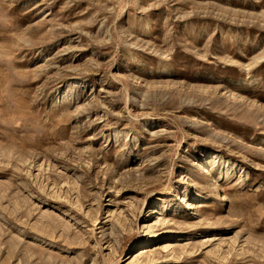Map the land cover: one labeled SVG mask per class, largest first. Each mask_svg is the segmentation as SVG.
<instances>
[{
  "label": "rangeland",
  "instance_id": "obj_1",
  "mask_svg": "<svg viewBox=\"0 0 264 264\" xmlns=\"http://www.w3.org/2000/svg\"><path fill=\"white\" fill-rule=\"evenodd\" d=\"M0 264H264V0H0Z\"/></svg>",
  "mask_w": 264,
  "mask_h": 264
},
{
  "label": "bare ground",
  "instance_id": "obj_2",
  "mask_svg": "<svg viewBox=\"0 0 264 264\" xmlns=\"http://www.w3.org/2000/svg\"><path fill=\"white\" fill-rule=\"evenodd\" d=\"M168 246H169V245H168ZM151 253H152V252H151ZM149 254H150L149 249L144 248V249H141V250H140V253H138L135 257H136V258H139V259H142V258L148 257Z\"/></svg>",
  "mask_w": 264,
  "mask_h": 264
}]
</instances>
